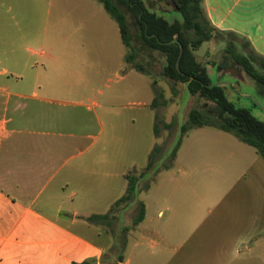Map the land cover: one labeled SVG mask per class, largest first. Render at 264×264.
I'll return each instance as SVG.
<instances>
[{
  "label": "rangeland",
  "instance_id": "rangeland-1",
  "mask_svg": "<svg viewBox=\"0 0 264 264\" xmlns=\"http://www.w3.org/2000/svg\"><path fill=\"white\" fill-rule=\"evenodd\" d=\"M145 2L162 13L155 4ZM122 9L137 50L135 62L149 71L148 77L125 61L127 50L117 25L98 0H0V70L13 73L16 57L28 60L42 80L38 97L45 99L17 101L12 97L9 108L20 106L13 116L19 124H29L31 117L36 118L33 124H49L40 121L43 114L61 119L64 135L60 140L72 142L60 155L55 177L39 202L49 194L62 193L63 176H78L79 181L70 183L84 188L74 207L80 215L106 214L125 194L124 176L144 172L128 206L134 207V220L139 204L145 205L144 226L151 232L141 250L146 262L166 264L167 257L173 256L169 264H227L212 260L223 241L250 236L264 240V222L250 228L255 214L264 217V161L233 134L203 127L185 135L176 160L170 162V151L188 112L206 107L183 84L162 76L163 55L141 44L134 35L133 14ZM162 15L170 23L182 20L176 10ZM227 41L225 37L204 43L195 51L196 57L206 64L212 82L225 87L230 101L264 122V97L257 83L240 68L234 77L215 70ZM165 124L170 128L165 129ZM154 147L159 152L146 171ZM166 165L170 167L165 169ZM82 194L85 197L79 198ZM188 238L183 249L173 248ZM106 247V264H112L107 259L118 254V246ZM128 252L124 246L122 254Z\"/></svg>",
  "mask_w": 264,
  "mask_h": 264
},
{
  "label": "crops",
  "instance_id": "crops-1",
  "mask_svg": "<svg viewBox=\"0 0 264 264\" xmlns=\"http://www.w3.org/2000/svg\"><path fill=\"white\" fill-rule=\"evenodd\" d=\"M203 5L214 27L237 34L250 43L255 53L264 56V0H203ZM16 58L13 73L7 68L0 70V264H74L88 258H95L98 264L104 259L106 264V246L113 244L117 248L123 235L129 252L122 254L123 261L119 264H149L141 250L151 232L144 226L146 214L144 220L133 227L134 207L122 205L116 220L106 229L87 222L86 218L92 215L104 214L80 215L74 207L79 190L84 188L74 182L71 185V181H79L78 176H63L59 186L62 193L49 194L39 202L55 177L53 170L60 155L72 142L65 144L60 140L64 135L62 120L47 114H39L40 121L49 124H33L36 118L32 117L27 120L29 124L17 123L13 114L20 106L9 108L12 97L17 101L43 102L45 99L38 97L42 80L37 72L34 74L33 64L21 56ZM54 122L60 124H52ZM70 186L76 188L67 192ZM161 214L159 212L158 216ZM260 215L252 217L251 229L264 222ZM124 228L129 230L123 232ZM188 241L189 238L179 241L173 248L181 250ZM163 244V249L167 250V243ZM218 247L212 259L215 262L259 264L264 261V240L253 236L225 240ZM135 249L140 253L133 254ZM116 257L117 254L107 260L113 263ZM172 260H175L173 256H169L165 262L169 264Z\"/></svg>",
  "mask_w": 264,
  "mask_h": 264
},
{
  "label": "trees",
  "instance_id": "trees-1",
  "mask_svg": "<svg viewBox=\"0 0 264 264\" xmlns=\"http://www.w3.org/2000/svg\"><path fill=\"white\" fill-rule=\"evenodd\" d=\"M98 1L117 25L121 42L127 50L125 57L127 64L147 77L150 76L149 71L145 70L139 62H135L137 50L133 44L128 18L122 7L133 14L136 26L134 35L141 44L147 50L163 55L162 76L174 83L183 84L189 95L204 102L206 108L190 109L186 120L181 124L179 138L169 154L170 162L176 160L185 135L192 129L203 127L233 134L240 142L252 147L259 158L264 161V122L253 116L249 109L238 107L228 99L225 87L212 82L206 64L197 59L195 51L206 42L228 38L224 55L215 67L216 72L220 73L230 68V64L237 65L248 78L257 83L262 97H264V56L255 53L250 43L237 34L214 27L206 14L203 0H167L180 13L182 19L181 22L171 23L164 19L162 13L150 9L145 0ZM156 104L157 97L155 96L152 100L153 108ZM164 127L168 129L170 125L165 124ZM154 132L158 134L157 122L154 125ZM158 152L159 148L154 147L148 158L146 171L153 167ZM169 167L166 165L165 169ZM125 177L127 179L125 194L111 206L108 213L92 215L86 218L87 222L97 226L111 227L117 218V211L122 205L133 200L138 181L144 177V172L137 176L134 172H129ZM148 188V185L144 186L145 190ZM144 216V205L139 204L133 227L141 223ZM128 230L129 228H124L123 232ZM125 242L123 235L118 245L116 262L112 264H119L123 261L122 249ZM74 264H98V261L95 258H88L81 263ZM99 264H104V259H101Z\"/></svg>",
  "mask_w": 264,
  "mask_h": 264
},
{
  "label": "water",
  "instance_id": "water-1",
  "mask_svg": "<svg viewBox=\"0 0 264 264\" xmlns=\"http://www.w3.org/2000/svg\"><path fill=\"white\" fill-rule=\"evenodd\" d=\"M148 3L155 4L159 7L162 13H171L175 10L174 6L170 4L167 0H146ZM182 53V49L180 50V55ZM239 72V67L235 68H227L221 74L224 75L228 73L230 76L234 77Z\"/></svg>",
  "mask_w": 264,
  "mask_h": 264
}]
</instances>
